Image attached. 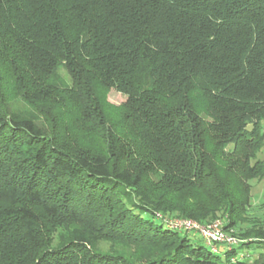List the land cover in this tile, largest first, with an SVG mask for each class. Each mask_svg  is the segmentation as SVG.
<instances>
[{"label": "trees", "instance_id": "1", "mask_svg": "<svg viewBox=\"0 0 264 264\" xmlns=\"http://www.w3.org/2000/svg\"><path fill=\"white\" fill-rule=\"evenodd\" d=\"M31 4L9 66L37 88L62 60L73 86L47 94L58 136L0 103V264H264L263 225L213 250L157 218L243 221L264 177V0ZM95 77L129 96L111 121ZM95 132V149L64 138ZM50 228L66 230L55 245Z\"/></svg>", "mask_w": 264, "mask_h": 264}, {"label": "rangeland", "instance_id": "2", "mask_svg": "<svg viewBox=\"0 0 264 264\" xmlns=\"http://www.w3.org/2000/svg\"><path fill=\"white\" fill-rule=\"evenodd\" d=\"M31 1L32 0H19L20 6L25 10H18V12L12 7H8V0H0V103L5 104V108L11 113L19 114L21 117L30 119L38 126L48 128L50 135L56 133L58 136L57 132L59 131H55L54 128H57L60 122L58 118L61 120L62 118L57 111V106L52 103V100L48 98L47 94H50L52 92L51 90L67 91L68 88H72L73 86L70 78L71 75L63 61L57 60V65H53L49 68V73L42 77L43 81H40L37 85H33V87L37 88L31 87L30 78L25 75V72L20 70L16 72L13 67L9 66V59L15 57L17 53L15 50L17 46H19L18 39L23 32V28L26 27L27 24H30L31 19H33L32 16L29 15L33 7ZM74 28L73 25H69V33H71ZM23 34H25V32ZM48 50L49 49H46L45 55H56V53ZM55 60L56 57L53 61ZM17 76H19V78H17ZM83 86L85 89L88 88L87 90L93 96L98 98L104 97L105 105L107 106L104 108V114L107 116L108 120L111 121V119H115L124 113L129 99L127 93L121 92L115 86L103 84V82L96 77L94 79H86ZM75 115L76 114L71 111V114L67 115L65 120L69 122L68 120H73ZM117 130L118 129H115V131ZM261 132L264 135V124ZM89 135V133H81L78 137L72 139L69 137L70 135L67 134L64 138L76 145L72 146L74 149H78L81 146L93 149L101 147L98 141L99 134L95 132L93 135ZM258 158L264 161V142L261 151L258 153ZM250 186V205L243 215V221L238 222L236 227L224 230V226L228 223V217L226 215L222 216V218L217 217L208 224L197 223L202 226H207L218 222L221 230L231 235L236 240L237 244L243 241L242 239L244 237L256 241V232L261 231V225L264 226V177L262 179L257 178L251 180ZM167 218L175 220L185 219L178 216H169ZM64 229L65 228H50V232L47 234L48 238H46L47 244H57L66 234V230ZM178 232H180V234H186L193 243L206 247V244L198 234L180 230ZM114 247L117 248V246ZM99 250L103 252L110 250L109 244L102 243L99 246ZM258 252L259 248H255L251 257H255ZM219 257L222 259L223 255Z\"/></svg>", "mask_w": 264, "mask_h": 264}, {"label": "built area", "instance_id": "3", "mask_svg": "<svg viewBox=\"0 0 264 264\" xmlns=\"http://www.w3.org/2000/svg\"><path fill=\"white\" fill-rule=\"evenodd\" d=\"M157 218L162 220L172 229L198 234L205 244L213 250H215L217 246H224L230 250L232 247L237 245L236 240L231 235H228L226 232L221 230L218 222L202 226L190 219L175 220L161 216H157Z\"/></svg>", "mask_w": 264, "mask_h": 264}]
</instances>
